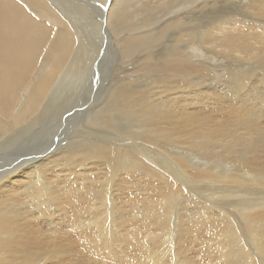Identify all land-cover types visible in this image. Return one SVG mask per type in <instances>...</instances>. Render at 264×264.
Instances as JSON below:
<instances>
[{"label": "bare ground", "instance_id": "6f19581e", "mask_svg": "<svg viewBox=\"0 0 264 264\" xmlns=\"http://www.w3.org/2000/svg\"><path fill=\"white\" fill-rule=\"evenodd\" d=\"M107 4L0 0V139L10 136L0 144L15 142L61 105L48 96L65 77L82 83L102 64L115 85L94 102L73 99L75 108L59 119H70L63 136L33 157L29 151V161L17 163L11 176L0 175V264H85L98 248L81 249L84 255L75 253L77 244L94 239L102 243L99 264H170L171 250L161 240L170 230L174 264H264V0ZM88 13L97 14L93 27L84 20ZM111 48L117 50L110 58ZM193 76L212 78V86ZM0 154V171L3 160L20 156ZM212 157L229 162L230 174L197 167ZM20 169L22 176L15 174ZM150 175L155 191L169 190L139 210L140 222L154 224L149 238L158 245L129 244L133 215L124 206L147 194ZM213 185L222 186V204L208 193ZM173 199L170 210L165 203ZM174 209L192 211L195 226ZM78 217L85 220L71 234L76 244L59 228H72ZM40 222L58 236L45 238ZM145 230L130 236H148ZM190 242L199 244L198 259Z\"/></svg>", "mask_w": 264, "mask_h": 264}, {"label": "rangeland", "instance_id": "374dc122", "mask_svg": "<svg viewBox=\"0 0 264 264\" xmlns=\"http://www.w3.org/2000/svg\"><path fill=\"white\" fill-rule=\"evenodd\" d=\"M100 1H105V5L107 4V0H100ZM105 10L107 11L108 10V4H107V6L105 7ZM88 18H89V20H88ZM84 20H87L88 22H86L87 24H89L88 26L89 27H93V25H94V23H97V14L96 13H92V15H91V13H88L87 14V16L85 17V19ZM89 30V29H88ZM90 31V30H89ZM111 50H112V48H111ZM116 48L115 49H113L112 50V54H111V56H108V57H114V55L116 54ZM120 52V51H119ZM98 55H101V53L100 54H98ZM116 57H117V59L119 58L118 57V54L116 55ZM74 60V57H71V59H70V61H69V63H68V68H73V66L77 63V61H73ZM90 61V60H89ZM86 62H88L87 60H83L82 61V63H86ZM40 64V63H39ZM42 64H40V65H38V67L39 66H41ZM94 70H95V76H92L94 73L93 72H91L90 74H88L87 76H85V79L82 81V83H78V82H74L75 80H73L70 76H67V77H65V80H64V82H62L58 87H57V90H56V94L55 95H50V96H48V97H51L54 101H56V102H61L60 104L61 105H59L56 109H54V110H49L48 111V114L47 115H42V116H40V118L38 119V120H36V121H34L31 125V127L30 128H28L26 131H24L22 134H21V136H18V139L15 141V142H11L10 144H8V145H5L4 143H2V144H0L1 145V148H0V152H8V153H17V154H19L20 156H19V160L16 162V160L14 161V160H12V159H7V160H3L2 162H1V171H0V175H4L3 176V178L4 179H6L7 177H9V176H11L13 173H10L9 174V172H12L14 169H15V167L17 166V163L18 164H21L22 162H28L29 160H28V157H30V154H31V157H33V156H35L36 155V153H38L40 150H42V149H46L47 147L48 148H51L52 146H53V144H54V142L56 141V139H60V137H62L63 136V133H62V131L64 130V129H66L67 127L66 126H64L65 124H69L70 123V119H68V120H62V122H61V120H59L60 119V116L66 111V110H69L70 108L72 109V108H75V103L73 102L74 100L73 99H77V103L79 102L80 104H81V102H89V103H91V102H94V100L97 98V99H99V98H101L107 91H110V89H112L113 87H115V85L113 86L112 84L111 85H109L110 84V80H109V75L113 72V71H111V72H109V70L108 69H105L104 68V65H102L101 64V66H95L94 67ZM102 73H104V78H100L101 77V74ZM27 74V73H26ZM28 75V74H27ZM92 77H91V76ZM89 77V78H88ZM96 77V78H95ZM194 78H197L198 76H193ZM199 79H204V81L202 82V83H205V84H210V86H212L211 85V83H212V81H213V79L212 78H200V77H198ZM91 80V82H90V80ZM89 80V81H88ZM98 80V81H97ZM211 82V83H210ZM84 83H86V84H84ZM95 83V84H94ZM98 83V84H97ZM81 87H80V86ZM79 86V87H78ZM86 86V87H85ZM99 86V87H98ZM110 86H112V87H110ZM61 87H62V89H61ZM110 87V88H109ZM65 88H67V90L65 89ZM59 90V91H58ZM88 91H90V92H88ZM76 94H75V93ZM73 93V95H74V97L72 96V97H69V102H68V97H67V95L68 94H72ZM102 94V95H101ZM90 95H91V97H90ZM67 98V99H66ZM71 98V99H70ZM93 99V100H92ZM71 104H72V107H71ZM70 107V108H69ZM53 112V113H52ZM73 116H74V118H77L76 120H78V118L79 117H77V113L76 112H74L73 113ZM80 119V118H79ZM69 121V122H68ZM36 123V124H35ZM61 123V124H60ZM28 127L30 126V125H27ZM39 126H40V128H39ZM57 126V127H56ZM63 126H64V128H63ZM34 127H37V128H34ZM61 128H63V129H61ZM44 129V130H43ZM58 129V130H57ZM40 130H42V131H40ZM42 133V134H44V135H42V134H40V133ZM61 132V133H60ZM60 133V134H59ZM31 135H32V137H31ZM36 135H38V136H36ZM9 135H4L1 139H0V142L1 141H3V140H7V139H9ZM59 137V138H58ZM31 138V139H30ZM33 138H35L36 139V141H35V139H33ZM49 139V140H48ZM23 140V141H22ZM33 140V141H32ZM63 140V139H62ZM18 141V142H17ZM32 141V142H31ZM21 143V144H20ZM50 144H51V146H50ZM45 146V147H44ZM47 146V147H46ZM44 147V148H43ZM42 148V149H41ZM32 149V150H31ZM23 152L22 153V155H21V152ZM29 151H30V154H29ZM33 152V153H32ZM25 154H26V156H25ZM28 154V155H27ZM0 155H2V154H0ZM51 155V154H50ZM24 156L26 157V158H24ZM30 157V158H31ZM50 157V156H49ZM23 158V159H22ZM24 159H25V161H24ZM214 161H213V160ZM212 159H211V161H210V163H208V162H206V160H205V162H202V163H200V164H197V167H199V168H206L207 166H209V168H210V170L212 171V172H214L215 174H219V172H220V175H218V176H224V175H229L230 174V172L229 171H231L230 169H232V165L228 162H224V160L223 159H218V157H212ZM216 159V160H215ZM21 160V161H20ZM220 160V161H219ZM14 162V163H11L10 164V162ZM214 162V163H213ZM216 162L218 163L217 165H218V167L220 166V168H218V167H216L217 165H216ZM34 163H37V162H34ZM213 163V164H212ZM220 164V165H219ZM6 165V166H5ZM9 165V166H8ZM200 165V166H199ZM214 165H215V167H214ZM224 165V166H223ZM230 165V166H229ZM3 166V167H2ZM213 166V167H212ZM228 166L230 167L229 168V170H227L228 169ZM6 169H5V168ZM8 167V168H7ZM224 167V168H223ZM4 168V169H3ZM59 170L61 169V167L60 166H58L57 167ZM218 168V169H217ZM225 168H226V170H225ZM25 169V168H24ZM215 169V170H214ZM217 169V170H216ZM21 170H23V169H20V170H18V171H16V173L15 174H20V176H22V175H24V172L25 171H21ZM220 170V171H219ZM222 170V171H221ZM8 171V172H7ZM55 171V170H54ZM61 171V170H60ZM219 171V172H218ZM6 172V173H5ZM21 172H23V174H21ZM56 172V171H55ZM106 172L107 171H102V176H105V174H106ZM227 172H229L228 174H227ZM223 173V174H222ZM222 174V175H221ZM6 177V178H5ZM148 181H149V184H150V186H149V189H148V191H147V194H145V195H142V193H139L138 194V191H135L134 193H136V194H138L139 196H135V197H133L132 198V201L130 200V202H129V204H127V206H124V210L127 212V213H129V214H132L133 216H132V219L130 220V221H128V224H127V226H128V230H129V234L130 235H135V231L136 230H145V229H149V227H150V225L152 224V223H148V224H143V222H140V213H139V210H140V208H141V206H143L144 204H147V205H149V203H147L148 201H149V199L150 198H155L156 196H158L159 198H161V197H163V195L164 196H166V195H168L169 194V190H167L166 189V187L165 186H162V188H161V190H159V191H155L154 190V187H155V185L156 184H158V182H157V180L152 176V175H150L149 177H148ZM133 184H136V182H134ZM153 184V185H152ZM157 186V185H156ZM224 186H226V185H224ZM228 186V185H227ZM226 186V187H227ZM137 187L139 188V190H140V185L139 184H137ZM218 187V188H217ZM222 186H218V185H213V186H211L210 188H209V190H208V193L210 194V196L211 197H215L214 199L215 200H217L219 203H221L222 204V198L218 195V193L220 192V190L222 189L221 188ZM229 187V186H228ZM215 188V189H214ZM216 190V191H215ZM162 192H163V195H162ZM165 193V194H164ZM213 193V194H212ZM216 194V195H215ZM147 195V196H146ZM213 195V196H212ZM243 195V194H242ZM219 197V198H218ZM240 197H243V196H238V197H236V198H232V199H236V202H238L239 201V199L238 198H240ZM143 199H144V201H143ZM145 200H148L146 203H145ZM174 201V199L173 200H171L170 202H173ZM175 203H177L176 201H174L173 203H165V207L166 206H170L171 204V206H170V210L172 209L173 210V207H176L175 205ZM216 203V202H215ZM166 204H168V205H166ZM218 204V203H217ZM20 205H22V207H23V204H21L20 203ZM220 205V204H219ZM185 208H187V207H185ZM189 209H190V207H189ZM187 210V212L186 211H178V210H175V212L178 214L179 212H180V214H178L179 215V218H183V219H185V224L187 225V226H195V222H193V221H191V220H188V218L190 219V217H191V214H192V211H190V210ZM238 212H240L239 210H237ZM186 212V213H185ZM135 214V215H134ZM85 217H87L88 216V214L86 213V214H83ZM83 215H81V216H83ZM178 215H177V217H178ZM195 215H198V214H195ZM83 216V217H84ZM186 217V218H185ZM197 217V216H196ZM84 218H82L81 217V219H80V217H78L77 218V222H76V224L71 228V227H66V226H64V225H61L60 226V228H59V231H61V232H64V233H61V234H63L64 236H68V235H71V234H75V233H77V234H79L80 233V231L79 232H77L79 229L81 230V228H82V226L83 225H81L82 223H81V221H84L83 220ZM189 221V222H191V223H189V225L187 224V222ZM194 224H193V223ZM86 223V222H85ZM39 224H42L43 225V227H42V225L40 226ZM38 225V228L39 229H41L42 230V232H41V234H43V235H45L44 237L45 238H47V239H49L50 238V236H51V239H53L54 237H56V236H58V234L56 233V231H54L53 229H52V226H49L50 227V229H52V230H50V231H48L47 232V230L49 229V227H47V225H45V223H43V222H40ZM80 224V225H79ZM87 224H89V222H87ZM149 225V226H148ZM152 225H154V224H152ZM152 225H151V227H152ZM44 227H46V231H45V228ZM150 227V229L149 230H145V231H147V233L149 232V234H148V236L147 235H143L142 237H139V236H128V238H127V243H129V244H131L132 242H134V243H132V244H137V243H139L141 240H142V242L143 243H145V246H151L152 244L153 245H158V241H156L155 243H154V241L152 240V239H154L153 237H152V235H153V230H152V228ZM239 227H240V229H243V230H245V227H243V224H239ZM65 228V229H64ZM76 228V229H75ZM87 228H90V226L88 225L87 226ZM44 229V230H43ZM40 230V231H41ZM63 230V231H62ZM75 230H77V231H75ZM66 231V232H65ZM75 231V233H73ZM150 231H151V233H150ZM67 232H69V233H67ZM71 232V233H70ZM168 232V231H167ZM245 231H243V234L244 235H246V236H248L247 235V232H245ZM45 233V234H44ZM49 233H51V234H49ZM169 233L170 234H168V235H166V238H163L162 237V241L164 242V244L166 245V247L169 249V250H171V257H170V264H174V262H175V254L174 253H172V251H173V246H174V244L172 243L173 242V237H172V233H174V232H172L171 230L169 231ZM150 234H151V236H150ZM48 236H49V238H48ZM76 236L77 235H71V236H68V237H66V238H69V240L70 239H73L75 242H76V244L78 243V241H77V238H76ZM132 237V238H131ZM149 237H151V238H149ZM76 238V239H75ZM131 238V239H130ZM165 239H166V241H165ZM172 239V240H171ZM137 240H139V241H137ZM87 241V240H86ZM162 241H160L161 243H163ZM91 242V241H90ZM89 242V240H88V243L90 244L89 246L87 245L86 246V243H85V246L83 247V245L82 246H79L80 244H77L78 245V247L80 248V250L79 251H77V250H75V253H84V255H87V253L85 254V252L83 251L85 248L87 249V251L88 252H91V249L93 248L92 246H94V247H96V248H98V251L94 254V253H91V255H89L90 257H88L87 258V262L85 263V264H99L98 262L100 261V260H98L97 258V256H99L102 260H103V256H101L102 255V253L103 252H101L100 251V249H102V247L101 246H99L100 244H102L101 243V241L100 240H98V239H94L93 240V243L91 242L90 243ZM95 242V243H94ZM96 242H97V244H96ZM169 242H170V244H169ZM87 243V244H88ZM98 243H100V244H98ZM168 243V244H167ZM193 243V244H192ZM93 244V245H92ZM96 244V245H95ZM170 245V246H169ZM211 245H213V244H211ZM244 245V244H243ZM91 246V247H90ZM197 246V247H196ZM254 246V244L252 243V242H250V247L252 248ZM83 247V248H82ZM89 247V248H88ZM101 247V248H100ZM193 247V248H192ZM195 247V248H194ZM245 247V246H244ZM91 248V249H90ZM100 248V249H99ZM172 248V249H171ZM197 248V249H196ZM81 249H83V250H81ZM88 249H90V250H88ZM157 249L158 248H155V250L157 251ZM195 250V252H193L194 250ZM108 251L110 250V249H107ZM155 250H154V252H155ZM108 251H106V253H109ZM197 251H198V253H197ZM209 251H211V250H209ZM189 252L192 254V255H194L195 253V258H199L200 257V255H202L201 254V250H200V247H199V244L198 243H196V245H195V243L194 242H190L189 243ZM96 255L95 257L93 256V255ZM98 254V255H97ZM104 254V253H103ZM200 254V255H199ZM105 255H107V254H105ZM94 257V258H93ZM235 257H236V253H235ZM173 258V259H172ZM93 259V260H92ZM95 259V260H94ZM97 259V260H96ZM91 260V261H90ZM172 260V261H171ZM96 261V262H95ZM90 262V263H89ZM115 264L114 263V261H113V259H112V261L109 263V259L108 260H104V262L103 263H101V264Z\"/></svg>", "mask_w": 264, "mask_h": 264}]
</instances>
